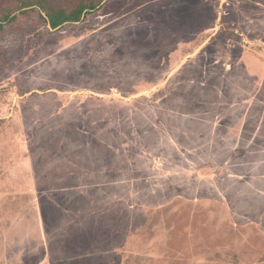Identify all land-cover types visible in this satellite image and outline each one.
I'll return each instance as SVG.
<instances>
[{
	"label": "rangeland",
	"instance_id": "1",
	"mask_svg": "<svg viewBox=\"0 0 264 264\" xmlns=\"http://www.w3.org/2000/svg\"><path fill=\"white\" fill-rule=\"evenodd\" d=\"M99 2L0 32V264H264V0Z\"/></svg>",
	"mask_w": 264,
	"mask_h": 264
},
{
	"label": "trees",
	"instance_id": "2",
	"mask_svg": "<svg viewBox=\"0 0 264 264\" xmlns=\"http://www.w3.org/2000/svg\"><path fill=\"white\" fill-rule=\"evenodd\" d=\"M57 0H0V32L7 23L16 22L19 16H23L32 7L40 18L52 28L57 29L68 23H78L88 11H93L99 0H76L72 7L66 10L63 4H56ZM16 12H20L14 15ZM44 13V15L42 14Z\"/></svg>",
	"mask_w": 264,
	"mask_h": 264
}]
</instances>
